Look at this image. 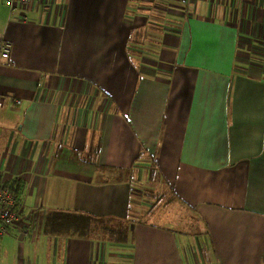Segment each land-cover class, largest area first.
I'll return each mask as SVG.
<instances>
[{"label": "crops", "instance_id": "crops-1", "mask_svg": "<svg viewBox=\"0 0 264 264\" xmlns=\"http://www.w3.org/2000/svg\"><path fill=\"white\" fill-rule=\"evenodd\" d=\"M0 37V264H264V0L1 3Z\"/></svg>", "mask_w": 264, "mask_h": 264}, {"label": "trees", "instance_id": "trees-1", "mask_svg": "<svg viewBox=\"0 0 264 264\" xmlns=\"http://www.w3.org/2000/svg\"><path fill=\"white\" fill-rule=\"evenodd\" d=\"M154 173L152 172V179L154 178ZM18 182L13 181L5 185L8 187L12 192L18 194L17 188ZM16 194V195H17ZM18 196V195H17ZM176 199H178L175 196ZM179 200V199H178ZM76 227H85L86 234H79L74 229ZM48 228L49 232L52 235H59V234H71V236H79L82 238L92 236V238H99V239H112L117 238L116 236L119 235L118 233L111 230L108 225V222L104 219H98L90 216L84 215H77V214H70V213H63V212H54L48 219Z\"/></svg>", "mask_w": 264, "mask_h": 264}, {"label": "built area", "instance_id": "built-area-1", "mask_svg": "<svg viewBox=\"0 0 264 264\" xmlns=\"http://www.w3.org/2000/svg\"><path fill=\"white\" fill-rule=\"evenodd\" d=\"M10 11L16 12L19 9L31 6L35 0H5ZM26 20V15L23 20ZM12 44L0 37V61L10 58ZM20 103V102H18ZM19 197L4 184L0 183V233L2 236L8 233L9 229L19 220L18 207Z\"/></svg>", "mask_w": 264, "mask_h": 264}, {"label": "rangeland", "instance_id": "rangeland-1", "mask_svg": "<svg viewBox=\"0 0 264 264\" xmlns=\"http://www.w3.org/2000/svg\"><path fill=\"white\" fill-rule=\"evenodd\" d=\"M36 1V0H35ZM6 4L5 3V1H2V0H0V4ZM7 7H9L8 5H7ZM153 180L154 181H156L157 180V178L156 177H154L153 178ZM157 183L159 182L158 180L156 181ZM145 188H148V189H150V187H149V185H148V182H146V184H145ZM162 188H163V186H160V189H159V195L161 196V195H164L163 193H162ZM167 194V193H166ZM159 201V200H158ZM177 203H174L173 205H176ZM151 219L150 220H153L152 219V217H150ZM149 219V218H148ZM77 233H79V234H86V228L85 227H76L75 229H74ZM0 237H2V235H1V233H0ZM0 240H1V238H0Z\"/></svg>", "mask_w": 264, "mask_h": 264}]
</instances>
